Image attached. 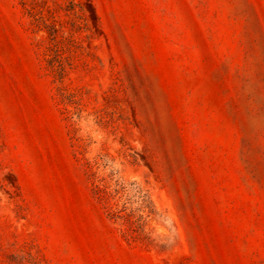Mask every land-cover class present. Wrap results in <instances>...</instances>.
Segmentation results:
<instances>
[{"label":"rangeland","instance_id":"obj_1","mask_svg":"<svg viewBox=\"0 0 264 264\" xmlns=\"http://www.w3.org/2000/svg\"><path fill=\"white\" fill-rule=\"evenodd\" d=\"M0 264H264V0H0Z\"/></svg>","mask_w":264,"mask_h":264}]
</instances>
